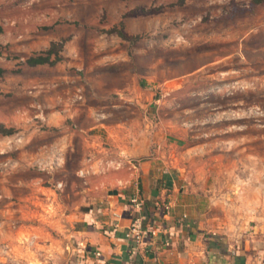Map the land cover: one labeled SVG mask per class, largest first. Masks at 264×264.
Masks as SVG:
<instances>
[{
	"label": "rangeland",
	"instance_id": "rangeland-1",
	"mask_svg": "<svg viewBox=\"0 0 264 264\" xmlns=\"http://www.w3.org/2000/svg\"><path fill=\"white\" fill-rule=\"evenodd\" d=\"M51 44L56 64H27ZM121 98L117 112L138 113L141 127L176 128L189 189L231 222L244 187L264 176V0H0V192L66 191L85 138L68 113ZM21 202L5 218L0 264H20L14 247L29 238L17 224L35 227L44 211Z\"/></svg>",
	"mask_w": 264,
	"mask_h": 264
},
{
	"label": "crops",
	"instance_id": "crops-1",
	"mask_svg": "<svg viewBox=\"0 0 264 264\" xmlns=\"http://www.w3.org/2000/svg\"><path fill=\"white\" fill-rule=\"evenodd\" d=\"M126 96L133 104L142 102ZM123 99L113 108L89 103L68 113L85 136L77 163L81 176L69 189L40 186L46 195L40 198L13 186L0 192V242L12 239L11 219L5 218L19 205L26 208L21 201L32 200L45 212L36 210L35 227L17 224L16 231L29 238V245H10L22 250L20 259L15 256L20 264H264V176L244 187L231 222L216 218L212 206L205 211L198 203L202 194L189 189L192 176L184 173L187 165L176 152V128H158L162 121L155 129L153 123L141 127L138 113L117 112ZM122 114L127 125L117 123ZM157 116L160 112L147 114ZM70 149L71 158L78 147ZM44 162L41 155L38 164ZM109 165L114 170L108 172ZM136 218L145 230L140 243L127 236ZM4 261L12 264L10 257Z\"/></svg>",
	"mask_w": 264,
	"mask_h": 264
},
{
	"label": "trees",
	"instance_id": "trees-1",
	"mask_svg": "<svg viewBox=\"0 0 264 264\" xmlns=\"http://www.w3.org/2000/svg\"><path fill=\"white\" fill-rule=\"evenodd\" d=\"M56 47L57 44H51L50 49L46 52V56L41 54L35 57L28 58L27 64L31 66H37L42 64H49V65L56 64L60 60L58 56V52L55 51ZM53 56H55L54 59H52Z\"/></svg>",
	"mask_w": 264,
	"mask_h": 264
},
{
	"label": "built area",
	"instance_id": "built-area-1",
	"mask_svg": "<svg viewBox=\"0 0 264 264\" xmlns=\"http://www.w3.org/2000/svg\"><path fill=\"white\" fill-rule=\"evenodd\" d=\"M132 201L135 205H139V202L136 198H134ZM144 234H145V230L143 227L142 219L136 218L131 223L127 236L131 238L134 242L140 243L143 240Z\"/></svg>",
	"mask_w": 264,
	"mask_h": 264
}]
</instances>
